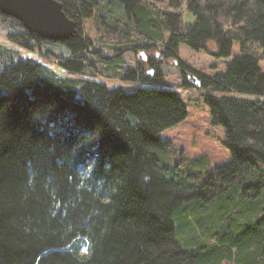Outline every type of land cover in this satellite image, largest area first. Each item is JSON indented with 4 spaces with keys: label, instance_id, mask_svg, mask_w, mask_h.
<instances>
[{
    "label": "trees",
    "instance_id": "16d2710c",
    "mask_svg": "<svg viewBox=\"0 0 264 264\" xmlns=\"http://www.w3.org/2000/svg\"><path fill=\"white\" fill-rule=\"evenodd\" d=\"M57 1L76 23L65 41L0 14L9 44L52 56L71 75L0 44V264H264V0ZM92 19L97 37L83 30ZM234 42L240 55L212 77L177 56L184 44L228 59ZM128 51L172 57L184 87L190 74L199 80L230 153L199 187L158 165L159 133L187 117L180 95L87 78L164 83L151 59L135 69L105 64ZM243 181L252 220L232 232L215 210L221 192Z\"/></svg>",
    "mask_w": 264,
    "mask_h": 264
},
{
    "label": "rangeland",
    "instance_id": "374dc122",
    "mask_svg": "<svg viewBox=\"0 0 264 264\" xmlns=\"http://www.w3.org/2000/svg\"><path fill=\"white\" fill-rule=\"evenodd\" d=\"M95 22V19L83 22L84 32L91 37H97L99 35L92 26ZM0 44L18 50L21 58L35 59L55 70L58 74L71 77V75L58 67L52 56L48 58L38 57L36 54L21 50L9 44L1 28ZM53 50L54 52L66 54L65 49L61 46L53 47ZM210 51L212 53H207L203 50L197 52L184 44H180L178 46L177 56L193 70L207 77H212L216 74L223 73L227 64L240 55L239 44L237 42L233 43L232 53L228 59L216 58L213 55L216 51L215 47ZM109 52V50H105L104 53L109 56ZM149 59L160 62L159 67L164 75V83L133 82L130 80H121L119 77L99 74L87 78L102 83L108 88L122 87L129 90L140 86L151 89L172 90L180 95L187 111V117L179 124L159 133V140L165 145L162 148L156 149L158 165L164 169L165 176L168 179L178 180L182 184L190 183L199 187L203 182L206 171L213 170L230 161V153L222 143L224 140L223 128L211 124L209 111L203 101L201 91L192 86H182L180 70L173 62V58H164L158 52L154 53L149 51L139 54L128 51L121 58L112 57L111 60L104 61L105 64L109 63L114 66L135 69L134 65L136 63H140L143 66ZM259 68L264 73V61L259 62ZM152 71V69H148L147 73H152ZM228 95L234 97L243 96L238 93H230ZM248 185L246 181L242 183L236 182L232 187L221 192L219 195L220 200L215 210L219 214L218 216H221L220 224L222 226L220 227L226 226L232 232L235 231V227L248 230L252 218L243 211L245 201L249 200L243 192L251 194V190L247 188Z\"/></svg>",
    "mask_w": 264,
    "mask_h": 264
},
{
    "label": "water",
    "instance_id": "95a60500",
    "mask_svg": "<svg viewBox=\"0 0 264 264\" xmlns=\"http://www.w3.org/2000/svg\"><path fill=\"white\" fill-rule=\"evenodd\" d=\"M0 14L17 20L23 28L46 41H65L76 33V23L67 17L57 0H0ZM190 86L199 80L188 75Z\"/></svg>",
    "mask_w": 264,
    "mask_h": 264
}]
</instances>
